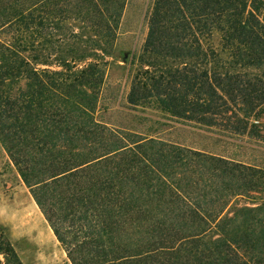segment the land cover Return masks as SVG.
<instances>
[{
	"label": "trees",
	"instance_id": "obj_1",
	"mask_svg": "<svg viewBox=\"0 0 264 264\" xmlns=\"http://www.w3.org/2000/svg\"><path fill=\"white\" fill-rule=\"evenodd\" d=\"M125 1L0 0V143L63 264H264V204L228 212L263 170L95 119ZM147 27L131 107L259 132L264 0H154Z\"/></svg>",
	"mask_w": 264,
	"mask_h": 264
},
{
	"label": "rangeland",
	"instance_id": "obj_2",
	"mask_svg": "<svg viewBox=\"0 0 264 264\" xmlns=\"http://www.w3.org/2000/svg\"><path fill=\"white\" fill-rule=\"evenodd\" d=\"M154 0H126L111 56L103 65L104 79L94 117L110 129L133 132L182 147L223 157L264 171V114L259 132L237 135L168 117L159 111L127 103L132 76L148 31ZM218 45L219 36L212 37ZM126 55V57H125ZM264 204V191L234 199L228 212ZM0 227L23 264H63L66 254L29 189L0 143Z\"/></svg>",
	"mask_w": 264,
	"mask_h": 264
},
{
	"label": "water",
	"instance_id": "obj_3",
	"mask_svg": "<svg viewBox=\"0 0 264 264\" xmlns=\"http://www.w3.org/2000/svg\"><path fill=\"white\" fill-rule=\"evenodd\" d=\"M125 57H126V55H125Z\"/></svg>",
	"mask_w": 264,
	"mask_h": 264
}]
</instances>
